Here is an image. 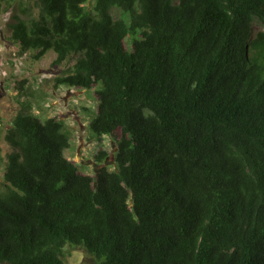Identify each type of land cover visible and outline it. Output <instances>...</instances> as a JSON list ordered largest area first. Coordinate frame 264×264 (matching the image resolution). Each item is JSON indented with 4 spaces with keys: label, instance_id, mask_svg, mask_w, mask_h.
<instances>
[{
    "label": "trees",
    "instance_id": "1",
    "mask_svg": "<svg viewBox=\"0 0 264 264\" xmlns=\"http://www.w3.org/2000/svg\"><path fill=\"white\" fill-rule=\"evenodd\" d=\"M16 1L11 40L76 60L56 87L97 89L89 128L116 168L99 151L81 172L66 122L23 104L0 264H67L78 246L99 264H264V0Z\"/></svg>",
    "mask_w": 264,
    "mask_h": 264
},
{
    "label": "rangeland",
    "instance_id": "2",
    "mask_svg": "<svg viewBox=\"0 0 264 264\" xmlns=\"http://www.w3.org/2000/svg\"><path fill=\"white\" fill-rule=\"evenodd\" d=\"M13 4L10 0L1 4L0 9V186L4 183L8 155L12 152L5 140L6 132L23 109V104L31 105L33 113L42 120L56 116L66 122L72 142L65 154L79 165L81 172L94 174L98 168L95 155L99 151L108 153L104 165L114 170L116 142L109 136L99 139L89 128L98 110L97 89L56 87L55 78L72 68L76 60L70 59L57 65V54L53 50L41 59L35 58L36 51L23 52L11 40L8 27ZM113 13L117 17L123 16L119 9H114ZM255 29L256 32H264L261 24H257ZM21 85L23 95L19 91ZM65 260L67 264H99L84 246L67 247Z\"/></svg>",
    "mask_w": 264,
    "mask_h": 264
},
{
    "label": "flooded vegetation",
    "instance_id": "3",
    "mask_svg": "<svg viewBox=\"0 0 264 264\" xmlns=\"http://www.w3.org/2000/svg\"><path fill=\"white\" fill-rule=\"evenodd\" d=\"M8 1L10 0H0V9H1V4L8 2ZM16 2H17L16 0H12V3H14L13 6H15Z\"/></svg>",
    "mask_w": 264,
    "mask_h": 264
}]
</instances>
